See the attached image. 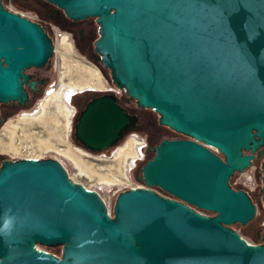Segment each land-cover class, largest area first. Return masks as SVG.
Instances as JSON below:
<instances>
[{"label":"water","instance_id":"water-1","mask_svg":"<svg viewBox=\"0 0 264 264\" xmlns=\"http://www.w3.org/2000/svg\"><path fill=\"white\" fill-rule=\"evenodd\" d=\"M46 1L72 20L95 17L93 50L110 82L189 138L151 146L138 174L145 186L118 192L112 215L58 159L0 155V264H264V235L250 243L229 227L252 220L255 205L228 183L263 154L264 0ZM53 53L39 24L0 3V102L24 105L23 69ZM136 120L106 91L84 103L73 136L98 152ZM260 172L264 207V158ZM36 244H60L61 257Z\"/></svg>","mask_w":264,"mask_h":264},{"label":"rangeland","instance_id":"rangeland-1","mask_svg":"<svg viewBox=\"0 0 264 264\" xmlns=\"http://www.w3.org/2000/svg\"><path fill=\"white\" fill-rule=\"evenodd\" d=\"M7 6L20 13L30 15L27 11L19 9L10 2H7ZM64 35L65 34H58L54 36V53L50 58L49 66V83L46 85L44 91L27 107L20 110L18 109L7 115L1 122L0 155L11 160L19 158L58 159L63 164L71 180L80 183L89 189H94L99 193L107 206L108 212L111 214L114 199L118 192L130 187H140L144 185V183L136 179V175L139 174V169L144 162L151 158L148 156L150 146L156 145L163 137H157L153 139L151 143H148V137L146 138L145 131L131 129L116 146L98 152H91L84 149L75 142L73 136V124L75 122L76 113L78 112V103L80 104V102L76 99L74 103L73 96L87 88L94 90L93 92L95 93H103L108 91L105 90L107 87H110L113 89L110 92L115 95H121L123 91L117 89V87L103 75L96 62L80 56L75 51L72 43H70V54L72 57L65 56L62 53L64 51V45L61 42V38ZM74 58L78 61L76 62ZM81 64L96 68L101 78L105 80V85L102 88H94L95 86L93 84L91 85V80L86 79V84L83 85L81 89L76 88L80 86L78 83L84 79L79 74V66ZM114 89H116L117 92ZM57 91V96H52ZM46 100L47 103L45 104L44 102H46ZM42 102L45 104L43 109L44 113L47 114V119L39 123H31V120L40 115V104ZM58 107L64 108L70 112L69 121L67 123L62 120L60 122L53 120L52 116L54 110L56 111ZM141 114H147L153 122L158 118V115L153 110L146 108L141 110ZM162 131H164V137H167V134L172 130L164 126ZM59 134H62L65 137L64 145H58L51 140L50 143H54H51L50 146L42 149L38 148V145L41 142L40 140H43L44 138L54 139ZM129 136H133L139 141L135 147V154L131 157L120 155L115 158L117 148L122 145ZM59 147L71 149L73 151H70L72 155L70 153L62 152ZM120 157H122V160ZM260 161L261 160L258 159L252 167L246 168L244 173L250 174V172L255 169L259 176ZM251 221L243 226L238 223L231 226L238 232H241V235L248 242L256 243L254 241V233H251L253 225ZM36 246L47 251H54L56 253L61 252L60 244L55 246L36 244Z\"/></svg>","mask_w":264,"mask_h":264},{"label":"flooded vegetation","instance_id":"flooded-vegetation-1","mask_svg":"<svg viewBox=\"0 0 264 264\" xmlns=\"http://www.w3.org/2000/svg\"><path fill=\"white\" fill-rule=\"evenodd\" d=\"M7 2L14 4L19 9L27 11L29 14L20 13L16 10L11 9L7 6ZM1 5L11 11L17 12L20 15L29 18L30 20L39 24V26L47 33V35L51 38L52 43L54 40V36L58 34H65L69 43H72L75 51L82 56L83 58L96 62L98 61L96 53L93 50V41L99 36L98 34V24L95 21V17H88L78 20H72L68 18L63 10L56 7L54 4L46 1V0H0ZM62 36V35H61ZM54 45V44H53ZM71 47V46H70ZM99 63V62H98ZM50 59L41 67H28L24 68V73L29 75L30 83H23V88L27 92V101L24 105L19 106L16 101H7L0 102V117L3 121L5 117L16 110H20L24 107H27L33 100H35L41 93L44 91L46 85L49 83L50 76ZM104 76L109 80V71L106 68L102 69ZM108 75H107V73ZM104 85H105V80ZM82 88V87H81ZM79 88V89H81ZM96 88V87H94ZM92 89H84L81 90L78 94L73 96V102L75 103L76 99L79 100L83 105L86 101L91 99L92 97L101 94L95 93ZM120 100V105L127 111L129 114H134L137 117L135 121V128L132 127L133 130L145 131L146 138L149 136L146 128L148 125V120H146L140 113H138L129 103V98L122 93L121 95H116ZM1 121V122H2ZM1 124V123H0ZM169 139H181V138H189L182 134L177 133H169L167 137ZM193 139V138H190ZM195 140V139H193ZM197 141V140H195ZM199 144L208 147L210 150L219 155L222 159L224 156L218 153L215 149L206 145L201 141H197ZM151 147V146H150ZM263 151V154L260 157H255L251 160L252 167L255 162L264 158V143L259 147ZM248 167V168H249ZM246 168L240 172H234L228 179L229 186L234 190H243L251 199V201L255 205V216L252 219V231L257 235V237L261 238L264 233V207L262 205V183H261V172L258 176V172L254 169L250 172V174H245L244 171ZM259 177V179H258ZM153 189L160 195L168 197L174 201L180 202L192 210L207 215L214 216L216 212L199 207L191 202H188L182 198H179L175 195H172L157 186H154ZM261 213V215H260ZM231 227V226H229ZM232 229L236 230L234 227ZM237 231V230H236ZM241 234V232H239ZM54 254L53 252L49 251Z\"/></svg>","mask_w":264,"mask_h":264},{"label":"bare ground","instance_id":"bare-ground-1","mask_svg":"<svg viewBox=\"0 0 264 264\" xmlns=\"http://www.w3.org/2000/svg\"><path fill=\"white\" fill-rule=\"evenodd\" d=\"M61 42L64 45V51L62 53L67 57H72L70 54V52H71L70 43H69V40L67 39V37L65 35L61 38ZM74 60L76 62L78 61L76 58H74ZM79 67H80L79 74L84 79L81 80L80 83H78V85H80V86H78L76 88L83 87V85L86 84V79L91 80V85L93 84L96 88H102L104 86V81L101 78V76H100V74L96 68H93L89 65H84V64L83 65L81 64ZM58 91L55 94H53L52 96H57ZM44 103L46 104L47 100ZM44 103L42 102L40 104V108H41L40 113H39L40 115H38L35 119L31 120V123H39V122L45 121L47 119V116H46L47 114L44 113V109H43V107L45 106ZM69 114H70V112H68L66 109L58 107V109L56 111L54 110V114H53L52 118H53V120H56L58 122H60L62 120L65 123H67L69 121ZM43 140H40L41 142L38 145V148H40V149L48 147L51 145V143H54V142L57 143L58 145L62 146V145H64L65 137L62 134H59L54 139L44 138ZM51 140H53L54 142L50 143ZM138 142L139 141H137L136 138H134L133 136H129L125 140V142L117 148V151L115 153V158L120 156V155H125V156H129V157L133 156L135 154V147L138 144ZM59 149L62 150V152H64V153H70V151L73 152L69 148L59 147ZM70 154L72 155V153H70ZM120 159L122 160V157H120ZM137 187H139V186H137Z\"/></svg>","mask_w":264,"mask_h":264},{"label":"trees","instance_id":"trees-1","mask_svg":"<svg viewBox=\"0 0 264 264\" xmlns=\"http://www.w3.org/2000/svg\"><path fill=\"white\" fill-rule=\"evenodd\" d=\"M96 63L99 65V67H101L100 66V64L98 63V61H96ZM102 68V67H101ZM103 69V68H102ZM117 102L118 103H120V100H119V98L117 97ZM129 103H132V104H130L138 113H140L141 114V110L142 109H144V108H140V107H138L137 105H136V103H135V100H133V99H130L129 98ZM83 107V104L80 102V104L78 103V112H79V110L81 109ZM78 112L76 113V116H77V114H78ZM146 120H148V125H147V128H146V130H147V132H148V134H149V136H148V138H147V142L148 143H151V141L153 140V139H155V138H157V137H163V138H165L164 137V135H163V132L164 131H162V128L164 127V126H162V125H160L159 123H158V120H156V121H154L153 122V120L151 119L150 120V117L147 115V114H141ZM176 133V132H174L173 130L170 132V133ZM177 134H180V133H177ZM168 135V134H167ZM162 138V139H163ZM75 142L78 144V145H80L79 143H78V141H76L75 140ZM81 146V145H80ZM152 152V153H151ZM152 155H153V151H151L150 150V152L148 153V156H150V157H152ZM260 165H261V161H260ZM260 165H259V168H260ZM259 171H260V169H259ZM136 179L138 180V181H140V182H142V183H144L143 182V180L142 179H140V178H138V175H136ZM111 215H112V213H111ZM233 225V224H232ZM229 226H231V225H229ZM232 227V226H231ZM254 241L256 242V243H263V241L261 240V238H259V237H257V235L256 234H254ZM51 252H53L54 253V255L55 256H57V257H61V252L60 253H56V252H54V251H51Z\"/></svg>","mask_w":264,"mask_h":264},{"label":"built area","instance_id":"built-area-1","mask_svg":"<svg viewBox=\"0 0 264 264\" xmlns=\"http://www.w3.org/2000/svg\"><path fill=\"white\" fill-rule=\"evenodd\" d=\"M105 89V88H104ZM117 89H119V88H117ZM105 90H108V91H112L113 89L112 88H110V87H107V89H105ZM116 92H117V90L116 89H114ZM142 186H145V185H142Z\"/></svg>","mask_w":264,"mask_h":264}]
</instances>
